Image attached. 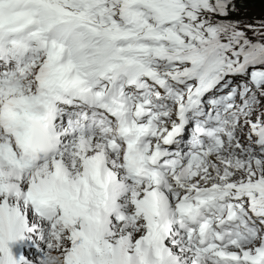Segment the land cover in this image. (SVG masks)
I'll return each mask as SVG.
<instances>
[{"label":"snow or ice","instance_id":"obj_1","mask_svg":"<svg viewBox=\"0 0 264 264\" xmlns=\"http://www.w3.org/2000/svg\"><path fill=\"white\" fill-rule=\"evenodd\" d=\"M0 264H264V0H0Z\"/></svg>","mask_w":264,"mask_h":264}]
</instances>
